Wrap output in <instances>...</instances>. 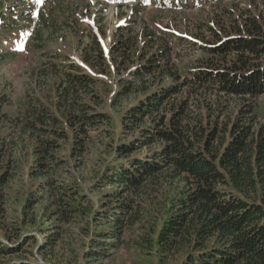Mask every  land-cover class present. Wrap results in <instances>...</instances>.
I'll use <instances>...</instances> for the list:
<instances>
[{"label": "trees", "instance_id": "1", "mask_svg": "<svg viewBox=\"0 0 264 264\" xmlns=\"http://www.w3.org/2000/svg\"><path fill=\"white\" fill-rule=\"evenodd\" d=\"M250 1L248 10L237 11L238 5L233 4L226 10V19L214 22L213 26L223 28L222 32L212 33L218 45L209 42L206 53L210 57L184 76L174 72L170 50L152 33L145 30L139 37L132 34L126 39L117 38L110 51L114 58L121 56L118 67H124L131 56L140 63L133 69L135 82L121 80L120 96L135 93V102L118 120L117 136L126 134V140L116 145L117 163L107 176L110 186H117L115 198L123 216L104 225L105 230L97 232V236L107 234L104 239H119L124 218L127 227L144 220L150 223L156 213L136 205L134 196L145 199L150 185L154 191L165 186L177 195L160 202L163 218L157 231L151 229L156 239L143 237L139 244L142 249L145 246L146 251V244L154 242L153 254L163 264L173 258L179 264H264V118L260 119L255 112V102L264 95V0ZM255 5L259 6L258 14L252 16L256 8L254 11L251 7ZM227 20H231L229 27L223 26ZM100 54L107 62L103 51ZM68 77L61 99L77 83L93 81L85 75ZM184 88H189L185 96ZM118 98L112 103L115 108L121 107ZM5 103L0 95V173L3 166L6 170L0 174L1 186L7 183L11 165L6 158L10 151L5 149V141L21 119L10 118ZM38 107L43 112L28 118L33 121L27 123L25 130L34 134L52 132L54 136L46 140L31 136L39 147L35 167L30 169L32 175H37V166H43L47 157L58 161L61 136L44 125L57 122L64 129L62 133L70 131L79 136L84 124L81 119L99 124L106 117L98 112L91 97L78 107L58 105L64 124L49 105ZM88 111L92 113L88 115ZM77 139L76 143H81L78 151L82 152L85 139ZM73 150L75 156L77 150ZM47 191L58 206L55 213L59 221L69 223L79 216L87 218L88 210L81 208L78 191L58 195L51 186ZM3 215L0 208V255L18 254L24 242L20 243L16 229L5 225ZM33 240L37 242L36 237ZM58 241L56 235L48 236V246L41 247V253ZM10 264L39 263L23 260Z\"/></svg>", "mask_w": 264, "mask_h": 264}, {"label": "rangeland", "instance_id": "2", "mask_svg": "<svg viewBox=\"0 0 264 264\" xmlns=\"http://www.w3.org/2000/svg\"><path fill=\"white\" fill-rule=\"evenodd\" d=\"M1 1L0 95L7 101L4 105L9 117L21 116V119L5 141V149L10 151L6 158L11 160V165L7 183L0 185V208L5 225L16 229L20 243L24 244L18 254L0 255V264L23 260L39 264H163L153 254L154 242L146 244L149 246H146L148 253L145 246L142 251L139 244L145 236L155 241L156 234L151 229L153 227L157 231L161 224L164 213L161 212L160 202L167 197H175L177 194L173 189L162 186L154 191L150 185L147 188L148 198L134 196L136 205L141 204L151 214L156 213L150 223L144 220V223L127 227L124 218V224L119 227L123 231L118 234L119 239H104L107 234L97 236V232L105 230L104 225L123 216L117 208V186L111 187L107 176L114 171L117 163L116 145L126 140V134L117 136L120 130V127L116 128L120 124L118 120L135 102V93L120 96L123 89L121 80L135 82L133 69L140 63L133 56L127 59L126 53L127 63L118 67L121 56L114 58L110 50L117 38L126 39L132 34L139 37L146 30L170 50L174 72L184 76L210 57L206 53L209 42L217 43L212 33L222 32L223 29L213 26L214 22L226 19V10L231 9L233 4L238 5L237 11L248 10L251 1L44 0L41 4L32 0ZM262 4H259L260 10ZM259 6L251 7L254 11L256 8L252 16H257ZM230 24L231 20H227L223 26L229 27ZM100 50L107 62L101 58ZM69 75L78 78L91 76L93 81L77 83L61 99ZM170 82L168 79L167 84ZM188 89L184 88L182 95L185 96ZM90 97L98 106V112L106 117L99 124H93L95 120L81 119L84 124L79 136L70 131L62 133L64 129L57 122L44 125L61 136L58 140L61 146L57 151L58 161H50L47 157L42 161L43 166H37V175H32L30 169L35 167L34 159L39 147L31 136L46 140L54 135L52 132L34 134L32 130H25L27 123L33 121L28 118H32L34 113H42L38 106L47 104L63 122L58 105L62 108L69 105L78 107L89 102ZM115 97H119L117 103L121 107H113ZM255 105L256 114L263 119L264 95L258 98ZM212 112L217 116V111ZM91 113L87 112L88 115ZM77 138L85 139L82 152L78 151L81 143H76ZM74 148L77 150L75 156ZM5 171L3 166L1 173ZM50 186L58 195L78 191V197H82L81 208L88 210L87 218L79 216L69 223L59 221L55 213L58 206L50 194H46ZM156 195H159L158 201L151 204ZM106 198H109L108 201ZM124 198L127 196L124 195ZM53 234L58 237V243L41 253L46 239ZM33 237L37 238V242L32 241ZM167 264H179V261L168 259Z\"/></svg>", "mask_w": 264, "mask_h": 264}, {"label": "snow or ice", "instance_id": "3", "mask_svg": "<svg viewBox=\"0 0 264 264\" xmlns=\"http://www.w3.org/2000/svg\"><path fill=\"white\" fill-rule=\"evenodd\" d=\"M37 2H38V3H43V2H44V0H37Z\"/></svg>", "mask_w": 264, "mask_h": 264}]
</instances>
